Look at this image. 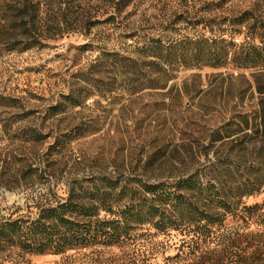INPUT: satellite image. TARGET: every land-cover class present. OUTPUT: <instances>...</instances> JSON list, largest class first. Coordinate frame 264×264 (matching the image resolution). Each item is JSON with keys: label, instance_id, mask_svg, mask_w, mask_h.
I'll list each match as a JSON object with an SVG mask.
<instances>
[{"label": "rangeland", "instance_id": "374dc122", "mask_svg": "<svg viewBox=\"0 0 264 264\" xmlns=\"http://www.w3.org/2000/svg\"><path fill=\"white\" fill-rule=\"evenodd\" d=\"M74 1L71 25L42 32L40 44L24 50L23 44L13 48L0 42V221L35 217L38 205L66 196L72 179L99 171L173 180L211 161L232 159L240 182L250 165H264V73L255 68L182 70L164 81L165 88L135 95L121 92L120 77L114 82L110 72L103 77L108 90L100 93L101 82L95 81L93 95L79 107L67 105L63 112L53 107L64 94L89 88L85 79L93 72L90 63L102 49L119 47L125 52L132 43L126 34L131 29L171 35L174 31L167 27L173 26L185 34L196 24L179 15L191 20L220 18L248 6L260 14L264 0H240L215 13L205 9V0H135L117 14L116 22L106 23L97 21L114 10L109 0ZM43 10L46 13L47 5ZM4 26L9 29L7 23ZM210 28L202 30L206 36L221 31ZM6 30L0 32L2 41L28 40L19 31L8 38ZM242 115L250 121L239 127ZM76 125L88 126L85 135L64 149H54L56 137ZM30 128L46 138L28 142ZM260 189L245 204L260 205L264 219V185ZM255 219H247L250 227L244 230L241 218L228 216L215 239L205 245L197 246L196 239L178 230L157 234L148 228L136 231L142 233L137 243L123 246L64 254L0 250V264H213L228 257L232 264H264V221ZM243 231L245 241L239 236ZM227 243L237 247L225 251Z\"/></svg>", "mask_w": 264, "mask_h": 264}, {"label": "trees", "instance_id": "16d2710c", "mask_svg": "<svg viewBox=\"0 0 264 264\" xmlns=\"http://www.w3.org/2000/svg\"><path fill=\"white\" fill-rule=\"evenodd\" d=\"M58 1V5L57 4ZM240 0H205L209 13L227 11ZM7 2L14 5L9 6ZM59 2L64 4L61 8ZM114 8L99 23L116 22L117 14L123 12L135 0H109ZM48 7V10H43ZM56 7L57 11H54ZM74 0H5L0 2V32L7 23L8 38L16 31L26 36L27 41L5 42L16 47L23 44L29 49L40 44V34L47 29L62 28V23L71 25L75 14ZM184 22L195 23L192 32L181 34L168 26L170 33L150 34L131 29L127 37L132 43L123 48L101 50L100 56L90 63L93 70L88 87H80L62 96V101L53 106L59 112L67 105L79 107L101 82L100 93L108 90L109 83L103 77L111 72L112 81L120 77L122 91L129 95L146 89L165 88L164 81L173 80L179 71L202 69L204 66L219 68L235 66L237 69H258L264 73V12L248 6L233 16H210L208 19ZM91 25L95 19L91 20ZM89 23V21H88ZM203 25V26H202ZM202 26L200 30L197 27ZM92 27V26H91ZM221 31L206 36L203 29ZM213 27H217L216 29ZM237 36L239 41H236ZM99 72V75L97 74ZM98 76V77H97ZM86 91V92H85ZM240 125L247 126L248 115L239 116ZM87 125L75 126L57 136L56 150L66 148L72 140L85 135ZM230 130V128H227ZM28 142H39L46 137L35 129H28ZM218 132V131H216ZM228 133V132H227ZM211 161L186 175L173 180H155L137 175L98 172L74 178L68 184L66 196L52 203L37 206V215L7 218L0 221V250L17 248L27 253L64 254L69 250L89 247H115L137 243L142 229H154L155 233L179 231L191 237L197 246L209 244L224 227L228 216L241 218L246 230L247 219H264L258 204L246 205L245 199L261 190L264 185V165H250L245 178L240 182L233 172L236 162L232 159ZM245 241L246 232L239 234ZM227 243L223 250L237 247ZM231 259L217 260L213 264H232Z\"/></svg>", "mask_w": 264, "mask_h": 264}]
</instances>
